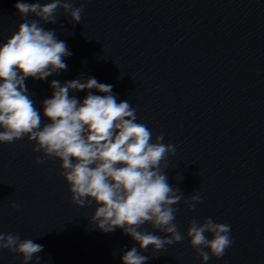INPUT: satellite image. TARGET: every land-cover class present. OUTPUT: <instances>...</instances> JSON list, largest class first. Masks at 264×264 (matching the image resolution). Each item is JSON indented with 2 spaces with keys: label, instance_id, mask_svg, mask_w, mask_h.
<instances>
[{
  "label": "water",
  "instance_id": "water-1",
  "mask_svg": "<svg viewBox=\"0 0 264 264\" xmlns=\"http://www.w3.org/2000/svg\"><path fill=\"white\" fill-rule=\"evenodd\" d=\"M16 2L0 0V45L21 23ZM44 27L56 29L72 55L66 71L26 79L41 114L52 80L83 74L113 85L153 139L163 133L176 145L169 183L181 174L186 196L202 194L195 211L176 206L180 230L209 216L231 225L234 244L207 264H264V0H87L80 23L61 14ZM72 94L82 100L87 93ZM32 147L26 137L0 143V232L43 245L41 264H122L118 250L139 246L119 229L94 230L88 218L95 204L75 206L58 162L36 164ZM21 259L0 251V264ZM147 264L201 261L185 239Z\"/></svg>",
  "mask_w": 264,
  "mask_h": 264
},
{
  "label": "clouds",
  "instance_id": "clouds-1",
  "mask_svg": "<svg viewBox=\"0 0 264 264\" xmlns=\"http://www.w3.org/2000/svg\"><path fill=\"white\" fill-rule=\"evenodd\" d=\"M85 3L17 0L14 4L21 23L0 45V143L26 137L37 154L36 164L58 162V175L68 186L71 202L77 207L95 204L88 218L94 230L119 229L139 246L118 250L122 264H147L167 246L185 239L201 264L221 259L234 244L231 225L209 216L190 220L186 233L180 230L176 206L182 203L195 211L202 194L194 189L186 196L178 186L184 179L181 174L177 185L169 183L166 170H171L169 158L176 155V145L165 143L163 133L153 139L147 124L137 122L136 108L128 100L120 101L113 85L83 74L70 81L52 80L51 98L40 102L43 114L36 107L26 79L43 81L66 71L65 58L72 55L56 29L44 25H55L61 14L73 25L80 23ZM79 91L87 93L82 100L72 94ZM3 250L19 255L21 264H41L44 246L17 233L0 232Z\"/></svg>",
  "mask_w": 264,
  "mask_h": 264
}]
</instances>
